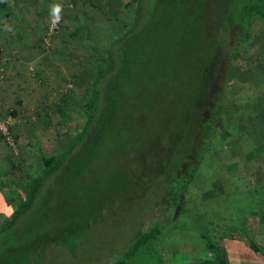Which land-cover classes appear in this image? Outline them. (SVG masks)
Returning <instances> with one entry per match:
<instances>
[{"label": "rangeland", "instance_id": "obj_1", "mask_svg": "<svg viewBox=\"0 0 264 264\" xmlns=\"http://www.w3.org/2000/svg\"><path fill=\"white\" fill-rule=\"evenodd\" d=\"M171 1L145 0L143 16L140 17L141 31L113 45V49L119 48L121 51L117 54L115 69L105 77L103 84H99L100 94L90 128L67 158L64 169L53 175L47 188L42 190L43 199L13 228L0 234V264H103L111 256L113 260L120 254L141 230L139 227L149 223L145 217L157 209L159 191L153 186H130L136 180L127 178V175L131 176L132 168L148 166L151 156L145 143L150 144V136L153 133L160 135L166 125L176 124L178 107L175 103L179 99L173 95H180L185 90L179 89L175 82L173 85L165 83L160 92L152 90L153 96L157 95L156 99L144 100L138 90L136 101H132L128 97L127 80L133 79L131 75H137L142 65L148 64L164 69L169 78L182 76V73H176L173 64L180 67L183 55L174 62H167L168 58L164 57L176 41L182 43L181 38H175V34L165 27L169 16L179 18L182 11L180 0L175 1L176 5H172ZM59 2L60 9L64 10L52 7L46 19H43L46 22L43 29H26V26L19 29V25L16 28L11 26L9 16L0 12L1 212H4L3 198L10 195V185H19L30 179L40 170L41 153L65 149L73 135L82 128L91 81L96 69L105 65L102 49L95 53L87 38L70 34V27L86 18L87 6L84 9L81 1ZM24 4L28 3L21 5L17 10L19 13L24 9ZM90 8L92 17L94 15L97 23L100 21L98 24L110 26V33L104 36L107 40L122 34L134 17L132 7H124L118 16H108L98 6ZM56 15L59 16V25L50 30L51 18ZM187 28L193 29L191 26ZM141 33L145 37L140 41L146 47H142L140 41H133ZM25 42L30 43L26 52L21 45ZM246 44L235 52L228 69L227 85L230 90L224 101L220 122L223 138L231 129L234 131L227 119L233 118L231 114L234 112L233 100L237 96V89L249 93L256 87L249 73L255 75L256 69L260 70L259 66H255L257 60L264 62V28L261 25H254V37ZM20 49L23 53L17 55ZM135 51H141L139 65L131 64L133 58L138 56L134 54ZM235 80L237 83H234ZM60 110H64L63 117ZM136 127H142L143 132ZM133 131H137V137L132 134ZM237 133L239 135L241 131ZM131 140H141L132 151L127 144ZM217 143L218 148L206 153L198 169L201 172L197 175L200 176L198 180L202 178L205 182L198 184V188H201L199 195L204 198L221 194L224 185L217 178L212 189L204 192L205 186L209 188L212 185L210 179L214 171L209 169L217 164L219 174L220 167L225 168V163L219 162L218 158L216 162L212 159L219 155L222 146ZM251 164H246L248 169L254 167L259 171L261 169L257 166L264 168L260 163ZM8 182L9 185L6 184ZM195 183L192 182V185ZM248 189L230 195L231 200L226 196L225 209H222L226 219H229L227 215L234 205L251 207L249 203H252V198L248 195ZM260 196L263 197V194ZM190 219L181 217L178 220L188 225L192 223ZM182 230L190 233L198 231L195 227L186 226ZM169 231L162 233V239L158 242L154 238L142 244L127 263L162 264L161 261H164V264H174L182 260L180 263L183 264L185 257L180 256L190 242L186 237L180 239L181 250L177 249L179 254L175 258L173 254L162 253L161 246L167 240ZM178 237L176 233L168 243L173 247ZM168 248L171 250L169 245Z\"/></svg>", "mask_w": 264, "mask_h": 264}, {"label": "trees", "instance_id": "obj_2", "mask_svg": "<svg viewBox=\"0 0 264 264\" xmlns=\"http://www.w3.org/2000/svg\"><path fill=\"white\" fill-rule=\"evenodd\" d=\"M116 1L124 7L134 9L132 22L122 34L112 40L105 39L104 36L110 33V29L98 25L100 21L97 23L98 20L94 16L92 17L94 22L85 19L70 32L73 37L87 38L95 53L102 49L105 54V65L95 71L85 101V121L82 128L73 135L68 146L58 152L41 153L40 170L22 184L10 185L8 190L10 195L5 196L2 201L4 212L0 211V234L13 228L29 210L43 199L42 190L47 188L53 175L64 169L67 158L74 152L76 145L84 138L92 124L93 110L100 94L99 84H103L105 77L115 69V63L118 61L117 54L119 55L121 50L113 49V45L120 44L125 37L128 38L134 32L141 31L139 25L145 0ZM175 1L177 0H172L171 4L176 5ZM180 1L181 15L179 18L169 16L165 21V27L169 28L168 31L173 32V35L175 34V38H181L182 43L176 41L175 48L173 49V46L164 57L168 58L167 62L169 60L174 62L181 54L183 55L180 67L170 63L175 67L176 73H182V76L169 78L164 69H159L157 65L145 66L140 63L141 70L137 75H131L133 79L127 80L128 97L132 101H136L138 90L141 91L144 100L156 99L157 95L153 96L152 90L160 92V88L165 83L173 85L175 82L179 89L185 90L180 95L176 93L177 96L173 95L179 99L175 103L178 107L176 124L166 125L160 135L153 133L149 138L151 141L146 140L150 143H145L151 156L148 166L132 168L131 176L127 175V178L136 180L130 183V186L141 185L157 188L159 191L157 209L146 215L145 219L149 220V223L139 227L141 230L139 229L137 234L132 235L130 244L113 260L111 256V259L103 264H109L111 260L110 264H128V259L138 251L142 244L154 238H157L156 242H158L162 239L160 235L165 231L167 233L169 229L185 228V226L197 228L205 245L213 254L216 264H229L220 240L229 228L238 226L234 224L232 208L229 216L227 215L229 219H226L222 209H225L226 196L230 198V195L246 190L248 187L243 179L239 178L230 181L228 187L223 185V193L204 198L199 195L201 188H198V184H203V179L198 180L200 176L197 175L201 174L198 169L206 153L218 148L219 145L216 146L215 143L219 142L217 144L221 145L225 141L224 138L227 139L239 131L238 121L234 118L227 119L234 131H231L232 129L230 133L227 131L229 134L225 135L226 137L223 138V129L221 131L220 128L224 101L227 100L226 97L230 90L227 85L228 69L235 52L244 48L246 43L254 37V25L259 24L264 28V0ZM5 4L6 0H0V12ZM89 4L98 6L101 12L108 16H113L120 9L119 6L113 11L115 5L109 0H89ZM157 19L159 21V18ZM187 26L193 29H188ZM137 37L133 40L134 42L143 41L145 36L141 33L140 37ZM142 41L139 43L146 47ZM134 54L138 56L133 58L131 64L139 65L138 57L141 51L140 53L135 51ZM222 96H224L223 99H221ZM60 113L63 117L64 110H60ZM136 128L143 132L142 127ZM132 134L136 136L137 131H133ZM141 140L127 142L128 149L132 151ZM215 173H217V164H215ZM192 182H196L194 186ZM6 184L9 185V182ZM220 207L221 210H219ZM181 217L192 218L190 219L192 223L181 224L178 220ZM240 229L245 231L249 239L251 238L244 227Z\"/></svg>", "mask_w": 264, "mask_h": 264}, {"label": "crops", "instance_id": "obj_3", "mask_svg": "<svg viewBox=\"0 0 264 264\" xmlns=\"http://www.w3.org/2000/svg\"><path fill=\"white\" fill-rule=\"evenodd\" d=\"M59 1L63 0H6L5 7L1 10V14L9 16L11 26L19 25V29H25V26L26 29H43L46 26V22L43 19H46L47 14L52 10V7L54 9L61 8ZM69 1L83 2L84 9L85 6H87L85 9L87 11L86 18H83L80 23L77 21L72 27L69 26L71 29L79 26V24L85 19L94 22V20H92L93 12L90 8L94 6L89 4V0ZM109 1L113 2L115 5L113 11L120 6V9L117 10L113 16L120 15L124 6L118 4L116 0ZM24 2L28 4H24V9L19 13L17 10ZM100 26H103L105 29H111L108 24L102 23ZM29 44L30 43L28 42L26 44L21 43L22 49H24L25 52L29 50ZM22 49L18 50L17 55L23 53ZM255 66H259L260 70L256 69L255 75L252 72L249 73V75H251V79H254L251 82H253L256 87H253L252 92L249 93L241 92L237 89V93H235L237 96H235L233 100L234 112L231 115L238 121V128L241 131V134H237L235 137H229L222 142L219 155L214 158L212 157V159L216 162L218 158L219 162L225 163V168L222 169L220 167V173L217 174L215 173V168L212 167L213 169H209V165L208 169L214 171V174L210 179V184L212 185H209V188H206L208 186L207 183L205 184L207 186L204 187V192L212 189L217 178H219L222 185L224 184L227 187L230 185V181L242 178L249 188L248 191L250 193H248V195L250 199L252 198V203H249L251 204V207H244L242 205H240V207H238V205L232 206V218H234V224L238 227L234 226L229 228L222 235L220 240L221 245L226 251L229 264H264V168L257 166V168L261 169L258 171L255 170L254 167L253 170V168L248 169V166H246V164L249 166L253 165L251 163H260L264 165V62L257 60ZM234 83H237V80H235ZM232 162H234L233 166L229 170ZM234 167L235 169H233ZM223 192L224 187L222 186L221 193ZM260 194H263V197H261ZM240 227L246 229L250 234V239ZM176 233L179 237L172 247L168 241L173 239V235ZM183 237H186V240L190 242V245L184 248L186 251L180 256L185 257L183 264H216L213 254L205 245L199 231L190 233L189 231L184 232L182 228L178 227L170 229L167 240L164 241L161 246L162 253H167L169 256H172L173 254L175 258L179 254L178 250H181L179 242ZM168 245L171 247V250H169ZM174 249H178L177 252H172ZM181 261L182 260H180L179 263L174 264H181ZM161 263L164 264V261H161ZM165 264L172 263L166 262Z\"/></svg>", "mask_w": 264, "mask_h": 264}, {"label": "built area", "instance_id": "obj_4", "mask_svg": "<svg viewBox=\"0 0 264 264\" xmlns=\"http://www.w3.org/2000/svg\"><path fill=\"white\" fill-rule=\"evenodd\" d=\"M59 25V16H53L51 18V21H50V24H49V29L52 30V29H56ZM3 133L4 134H7L5 130H3ZM7 139L8 141H10L12 143V139H10L9 135H7Z\"/></svg>", "mask_w": 264, "mask_h": 264}]
</instances>
